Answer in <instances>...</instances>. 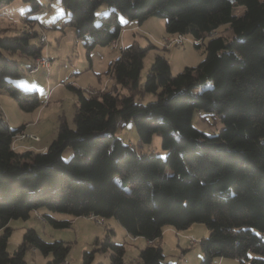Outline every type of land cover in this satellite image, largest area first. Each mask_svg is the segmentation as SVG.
Instances as JSON below:
<instances>
[{"label":"trees","instance_id":"1","mask_svg":"<svg viewBox=\"0 0 264 264\" xmlns=\"http://www.w3.org/2000/svg\"><path fill=\"white\" fill-rule=\"evenodd\" d=\"M15 0H0V10ZM31 4L25 20L35 22L44 8ZM78 38L90 52L111 46L125 28L121 17L143 24L150 17L166 20L168 35L190 36L205 58L177 75L167 58L156 54L143 85L144 58L153 43L137 40L120 50L107 73L114 79L110 90L96 92L73 87L77 93L75 127L60 122L57 136L44 152H18L13 147L21 126L11 129L0 110V264H29L28 248L53 254L47 264H62L70 245L46 241L30 228L14 255L7 246L13 219L46 209L74 218H115L128 234L147 240L137 264L164 262L161 238L165 227L188 230L203 223L209 235L201 240L204 258H231L242 264H264V0H62ZM113 9L95 24L96 11ZM244 6L237 14L235 8ZM36 31L17 35L0 32V89L13 97L24 112L41 106L38 92L23 90L11 79L20 76L18 61L5 55L42 56L43 45L32 39ZM31 66L29 67V69ZM212 86L195 92L199 85ZM126 88L129 93L119 91ZM152 93L156 99L144 103ZM195 110L217 114L224 127L207 135L192 124ZM132 121L141 147L155 132L168 151L167 170L157 157L138 151L116 135L119 122ZM73 150L69 160L63 153ZM169 170V172H168ZM56 228L70 221L42 215ZM110 230L96 250L110 251L111 264H124L125 248L111 240ZM95 250L85 252L83 264H92ZM102 264V263H100Z\"/></svg>","mask_w":264,"mask_h":264},{"label":"rangeland","instance_id":"2","mask_svg":"<svg viewBox=\"0 0 264 264\" xmlns=\"http://www.w3.org/2000/svg\"><path fill=\"white\" fill-rule=\"evenodd\" d=\"M43 5L42 11L34 16L37 21L25 20V15L31 9V4L23 0H15L12 4L0 10V32L6 36L17 35L21 30L27 29L38 32L40 39L46 37V43H41L39 36L32 39L37 45H43L42 53L46 64L39 61V58H31L18 53L4 52L5 55L18 61L21 66V74L11 81L25 91L38 92L41 106L33 112L22 111L17 101L7 92L0 89V110L4 116H9L11 124L19 125L23 121L39 123L41 129L42 144H49L56 138L60 122L64 119L71 128L75 127L74 117L76 113L78 96L73 87L96 92L98 90H110L114 85V79L107 73L112 61L120 56L121 48L126 47L134 40L141 46L153 43L157 47L149 51L144 58V68L141 72L140 83L144 84L146 76L154 62L155 55L161 54L167 58L171 65V72L177 75L186 67H196L206 56L204 48H197L194 40L188 36L184 37L183 46H166L164 38L169 37L166 32V20L158 16L148 18L139 24L137 20H128L121 17V22L128 30L115 45L96 46L90 52V58L85 47V39L78 38L72 26L66 24L69 16L62 0H38ZM112 7L103 4L96 11L95 24L99 25L102 18L112 11ZM237 14L244 12V6L235 8ZM136 27L132 29V26ZM42 55V56H43ZM47 55V56H46ZM37 59V60H36ZM50 59V60H49ZM39 61V62H38ZM38 65V66H37ZM46 65V67H45ZM37 67L36 72H31L29 67ZM212 86V82L199 85L195 92H200ZM121 93L129 91L119 87ZM156 95L147 93L142 97L144 103L155 100ZM23 115V116H22ZM38 120H40L38 122ZM193 126L207 135L219 133L224 124L217 114H211L202 110H195L192 119ZM23 132V131H22ZM20 132L17 137L22 133ZM25 133V132H24ZM26 133L34 134L31 131ZM116 135L124 143L133 145L138 151L157 157L161 170H167L165 159L168 151L162 147V135L155 132L150 144L139 145V135L135 124L132 121L119 122ZM40 136L33 141H39ZM72 149L63 153L64 160H69L73 155ZM169 172V170H168ZM38 215H49L55 220L70 221L68 228H56L48 220ZM9 226L12 229L8 241V252L14 255L23 241L25 232L32 228L46 241L62 240L70 245V252L66 261L69 264H83L85 252L95 250L92 264H111L110 251L96 250L99 243L104 242L105 237L112 230L114 233L111 240L125 248L124 264H137L140 250L145 244V239L140 237L135 241L133 236L128 234L123 225L115 218H105L102 224H97L95 218L76 217L61 212H50L41 209L38 212H30L27 219H13ZM257 234L264 240V232L256 230ZM2 234V230H0ZM189 234V236H185ZM209 235V230L203 223L193 224L191 230H176L167 226L163 230L161 246L165 255L164 262L172 264H201L204 252L201 248V240ZM198 242L192 244V239ZM24 259L29 264H47L53 260V254H42L34 248H28ZM242 264L239 260L231 258L215 259L212 264ZM64 264V263H62Z\"/></svg>","mask_w":264,"mask_h":264},{"label":"crops","instance_id":"3","mask_svg":"<svg viewBox=\"0 0 264 264\" xmlns=\"http://www.w3.org/2000/svg\"><path fill=\"white\" fill-rule=\"evenodd\" d=\"M66 15H67V13H66ZM133 28L132 29H134L135 27H136V25L135 26H132ZM127 29L126 30H122V32H121V35H120V37H119V39H118V41L121 39L122 40V36L125 34V33H127ZM118 41H116L115 42V45H117V42ZM42 55H43V53H42ZM43 56H45V55H43ZM47 56V55H46ZM31 58V57H30ZM50 60V59H49ZM31 64H32V58H31ZM23 116V115H22ZM6 117V116H5ZM7 121H8V123H9V126H10V128L11 129H16V128H19V127H21V126H24L23 128H22V131L23 132H27V131H31L32 133H36V134H38L39 136H40V133H41V129H40V127H39V123H35V122H32L31 124H29L28 122H26V121H23L22 122V124H20V126L19 125H14V124H11V120H10V118H9V116H7ZM40 120H38V122H39ZM38 138V137H37ZM42 142V140H41V136H40V140L39 141H33V140H28V139H20V138H18L17 136L14 138V141H13V147H14V149L16 150V151H18V152H25V151H28V150H34V151H37V152H44L46 149H47V147H48V145H49V142L48 143H45V144H42L41 143ZM192 227V226H191ZM191 227L189 228V230H191ZM185 236H189V234H186ZM138 239H141L140 237H137L136 239H134L135 241H138ZM148 243H147V240L145 239V244H144V247H146V245H147ZM219 260H221V258H219ZM219 264V263H218Z\"/></svg>","mask_w":264,"mask_h":264},{"label":"bare ground","instance_id":"4","mask_svg":"<svg viewBox=\"0 0 264 264\" xmlns=\"http://www.w3.org/2000/svg\"><path fill=\"white\" fill-rule=\"evenodd\" d=\"M184 37L185 36H183V35H171V36H169V37H166V38H164V40H166V41H170V43H178V44H183V41L185 40L184 39ZM41 39H46V37H42ZM165 45L166 46H169V44L168 43H165ZM170 47V46H169ZM37 60V59H36ZM39 61H42V63L43 64H46V59H45V62H44V60L42 59V60H40V59H38ZM38 61V62H39ZM38 66V65H37ZM35 70L37 71V67H35ZM31 72H33V67H31ZM17 136V135H16ZM19 137H20V139H27L28 137H34V134H30V133H24V132H22L20 135H19ZM35 139H37V137L35 138ZM95 221H96V218H95ZM99 224H102V221H100V223ZM196 242H198V241H194V244H196Z\"/></svg>","mask_w":264,"mask_h":264},{"label":"built area","instance_id":"5","mask_svg":"<svg viewBox=\"0 0 264 264\" xmlns=\"http://www.w3.org/2000/svg\"><path fill=\"white\" fill-rule=\"evenodd\" d=\"M46 41H47V38H46V39H40V42H41V43H46ZM164 41H165V43H168L169 46H171V47H172V46H183V45L178 44V43H170V41H166V40H164ZM111 47L114 48V43H112ZM39 57H40L41 59H43L44 62H45V58H44V56H39ZM32 67H33V73L36 72L35 67H34V66H32ZM45 67H46V65H45ZM38 136H39L38 134L34 133V137H28L27 139H28V140H34V139H35L36 137H38ZM38 216L42 219V215H38ZM90 216L96 218V223H97V224H99L100 221H105V218H102V217H100V216H95V215H90ZM194 241H197V240H196L195 238H193L192 241H191V243L194 244ZM64 264H69V263H68L67 261H65Z\"/></svg>","mask_w":264,"mask_h":264}]
</instances>
